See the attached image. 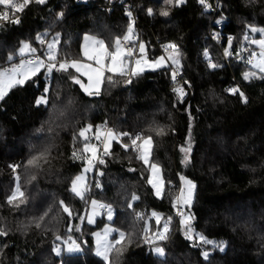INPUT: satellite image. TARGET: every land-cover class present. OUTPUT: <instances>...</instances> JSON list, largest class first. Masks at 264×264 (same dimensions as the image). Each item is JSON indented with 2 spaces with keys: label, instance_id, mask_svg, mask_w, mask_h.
<instances>
[{
  "label": "trees",
  "instance_id": "obj_1",
  "mask_svg": "<svg viewBox=\"0 0 264 264\" xmlns=\"http://www.w3.org/2000/svg\"><path fill=\"white\" fill-rule=\"evenodd\" d=\"M100 2L31 0L15 12L18 23L12 22V15L8 21L0 20V70L18 60L23 43L41 50L38 36L50 42L58 39L55 63L82 59L85 35L114 44L116 37L127 34L131 17L125 6L101 12ZM219 2L222 11L216 14L207 12L200 0L180 4L173 0L171 5L163 0L128 2L131 15L137 17L132 42L138 40V45L133 44L131 62L139 57L143 43L151 60L174 49L176 65L135 76L130 68L128 75H113L112 83L105 79L99 95H89L73 81L76 76L85 83L74 69L48 74L45 67L1 100L0 229L7 235H0V264H264V74L245 79L251 68L247 62L230 59L226 64L222 58L229 40L218 48L209 38L211 22L219 18L226 21L222 31L234 36V48L257 51L253 39L244 37L246 31L251 33L250 26L264 29V0ZM3 9L0 6V12ZM162 10L169 15H160ZM246 53L245 58L251 52ZM9 55L14 59L9 61ZM46 56L47 50V64ZM181 87L182 102L173 91ZM233 88L247 102L239 92L229 91ZM42 96L47 104L37 105ZM89 125V137L106 125L117 138L89 177L86 197L80 198L72 191V181L88 159L87 141L79 133ZM160 129L163 134L158 135ZM136 135L152 137L151 162L161 166L165 179L161 198L147 182L149 168L131 146ZM124 145H129L127 150ZM34 157L40 159L29 165ZM181 177L196 185L194 204L186 209L192 218V239L174 214ZM17 185L24 196L9 204ZM92 199L114 210L111 224L125 233L107 262L93 251V234L107 220L103 216L94 226L87 223ZM153 213L161 216L163 225L168 223L167 238L156 242ZM146 222L150 243L144 239ZM197 234L222 243L224 250L204 244ZM69 236L83 243L85 252L57 256L55 246ZM116 238L117 232L111 239ZM156 247L164 250L163 255L155 252Z\"/></svg>",
  "mask_w": 264,
  "mask_h": 264
},
{
  "label": "snow or ice",
  "instance_id": "obj_2",
  "mask_svg": "<svg viewBox=\"0 0 264 264\" xmlns=\"http://www.w3.org/2000/svg\"><path fill=\"white\" fill-rule=\"evenodd\" d=\"M31 0H23V3H16L15 0H0V6L4 7V11L0 12V20L8 21L9 20V9L15 12H20L23 10V8L29 4ZM36 3L43 4L45 3V0H35ZM163 2L167 5L173 4V0H163ZM184 0H175V3L180 4L183 3ZM200 3L202 5L206 4V0H200ZM148 14L152 15L153 10L151 8L148 9ZM129 17H131V13H128ZM160 15L167 16L169 15V12L167 10H162L160 12ZM14 23H18L19 20L16 19L12 21ZM250 31L255 33L259 32L262 37H264V29H257L255 27L250 26ZM134 36V29L133 26L130 24L127 28V34H125L122 38L116 37L114 44L106 45L105 41L102 39H97L92 36L86 35L84 37L85 44L83 46L82 52H83V59H73L71 61L64 60L58 63H55L57 60L56 55V46L58 43L57 40H53L52 42L48 43L47 48V61L50 63H45V60L40 59L39 57H34L32 60H21L19 64H16L12 66L11 68L0 70V100H3L4 97L7 95L8 91L11 90L13 87L18 85H23L26 81L30 80L32 77L36 76L42 68H47V73L51 74L53 69H56L57 71H64L68 72L69 68H72L75 70L76 73H79L80 76L87 78V84L82 83V81L77 78L76 76H72V79L75 83L80 84L81 88L84 89L85 92H87L89 95H99L100 93V87L101 84L107 79L109 83L113 82V75H120L125 76L128 75V67L129 63L131 62L129 58H132L135 53L132 47H127L125 43L123 42H131L133 40ZM38 40H40L41 43H44V40L42 37H37ZM245 40L248 39V34H245L244 37ZM229 43H231V40L229 39ZM251 43L256 44L260 48V52L258 54L252 53L253 58L256 59V62L253 64V66L261 73H264V38H261L259 40H252ZM168 47L175 48V45H169ZM110 48L112 50H110ZM35 49L31 47L28 43H23L22 46L19 48L18 55L23 56L25 53H35ZM139 54L140 58H137L134 60L135 68L131 69V75L135 76L139 73L144 71V66L147 65L152 68H158L164 66L165 58L159 57L152 63H149V61L146 58L145 53V45L143 43L139 44ZM14 59L13 55L8 56V60L11 61ZM178 64V61H174ZM252 60H249V63H252ZM211 67H215V65H210ZM105 73H111L112 75L105 76ZM250 76H255V73H245L244 78L249 79ZM173 80L176 78L175 72L173 73ZM48 89L45 88V92H47ZM174 92L177 93L178 99L182 102L183 100V88H174ZM229 91L233 92L234 94L239 92L238 88L230 89ZM240 96L244 98V102H247L246 98L244 97V94L242 92H239ZM47 98L42 96L41 98L37 99L36 103L37 105L40 104H47ZM91 130V126L89 125L88 128L82 129L79 133L81 137L85 139V141L88 140V137L85 135L87 131ZM158 135L163 134V129H160L157 132ZM122 136L129 135L128 133H121ZM97 140H100V133L99 129H97V134L95 137ZM106 138L116 139V134L109 129L106 133ZM138 141H142L141 143H138ZM131 146L133 150H137L139 152L138 159L142 160L145 165H149V157L151 154V147H152V137L144 138L141 135H136L134 138L131 139ZM125 149L127 150L129 145H124ZM182 151H189V149H181ZM84 152L85 153H91L92 158H96L97 148L95 145H91L89 143L84 144ZM104 154H108V145L105 144L104 147ZM43 155V154H41ZM73 156L76 158L77 154L74 152ZM40 159V157H34L32 160H29V165H35L36 161ZM100 163H103L104 161L101 159L99 161ZM88 167L84 168V172H88L91 170L92 167V159L87 160ZM13 170H15V167L12 166ZM150 169L152 175L148 178V183L152 185L154 189H156V194L160 195L161 189L163 187V180L162 177L159 176L160 169L158 166L154 163L150 164ZM35 177H33L34 179ZM18 179V177H17ZM85 181L84 175L76 176L75 179L72 181V191L76 193V195L83 198V191H81L78 187L79 184H82ZM182 184L187 185L188 189L187 192H185V188L181 187L180 189V195L176 198V201H174L173 206L176 207L177 204H184L189 205L191 204L192 199V190L194 189L195 185L192 184L190 180H186L184 177H181ZM170 183V182H169ZM97 187L99 185L97 184ZM84 190H87V186L84 185ZM24 196V193L20 190L19 185H17L15 191L8 197V203L11 204L13 201L17 200L18 198H22ZM133 199H137V197L133 196ZM23 200H21V203ZM61 206L63 207L64 212L71 215V210L67 205H64L63 201L60 202ZM92 205L95 208L97 206L96 201H92ZM99 207H108V219H112V211L110 206L105 205H99ZM131 207V205H129ZM178 215L182 216V219L180 221L181 225L186 228V236L188 239H192V232L193 229L190 226L191 216H185L182 212L178 211ZM153 216L156 217V223L159 225L160 217L153 213ZM139 219H143L142 216H139ZM171 218H169L170 220ZM92 222V218L89 217V223ZM40 225L37 224V227ZM113 231L117 232L118 238L114 239L113 241L108 240V236ZM150 231V226L145 223L143 227L144 232V239L145 243H150V239L148 237V233ZM168 231V223L164 224V231L158 232V238L163 240L166 239V232ZM0 235H7V232L3 229H0ZM97 237L96 243V254L98 256H101L106 262L109 260V253L115 249L116 245H120L122 241L125 239V233L122 231H119L117 229H111L106 227L104 230L103 235L100 233L95 234ZM199 241L203 242L204 244H210L217 247L220 251H223V245L222 243H217L215 241L209 240L208 238L204 237L203 235L197 234ZM59 239V237H57ZM77 249L69 248L68 251H74ZM57 254L59 255V249L56 250ZM155 251L163 255V249L157 247ZM204 257L207 259L209 253L205 251L203 253Z\"/></svg>",
  "mask_w": 264,
  "mask_h": 264
},
{
  "label": "rangeland",
  "instance_id": "obj_3",
  "mask_svg": "<svg viewBox=\"0 0 264 264\" xmlns=\"http://www.w3.org/2000/svg\"><path fill=\"white\" fill-rule=\"evenodd\" d=\"M130 13L132 12V11H129ZM133 22V15H131V23ZM133 26V29H134V36L136 35V33H137V30H136V28L134 27V25H132ZM250 28V27H249ZM257 29H260V28H257ZM246 33L248 34V32L246 31ZM86 36V35H85ZM84 36V37H85ZM89 36V35H88ZM248 36H249V38H251V39H253V40H259V39H261V38H264V37H262L261 36V34L259 33V32H255V33H253V32H251L250 34H248ZM257 36H260L259 37V39H255ZM84 37H83V42H82V47H81V54H82V59H83V52H82V49H83V46H84V44H85V40H84ZM132 42V41H131ZM26 43H28V44H30L29 42H26ZM48 43H50V41H48ZM122 43H123V41H122ZM133 44H135V47L138 45V40H135L134 42H132ZM43 44V43H42ZM31 45V44H30ZM48 45V44H47ZM258 50L257 51H255V53L257 54V58H258V54H259V52H260V48H257ZM46 50H47V52H48V48H46ZM133 50H135V48H134V46H133ZM39 50H36L35 52H38ZM145 53H146V50H145ZM178 53V52H177ZM176 52H175V50L174 49H170L169 51H167L166 52V54H163V55H160V56H158L156 59H158L159 57H164L165 58V61H164V66H162V67H158V68H152V67H149V66H147V65H145L144 66V71L143 72H141V73H144V72H146V71H155V70H158V69H160V68H163V67H168V65H176L177 63H175L174 61H177V57H176V54H177ZM30 53H25L23 56H27V55H29ZM56 55H57V57H58V52H57V47H56ZM47 57V56H46ZM138 58H140V54H139V57ZM146 58H147V60L149 61V63H152L153 61H155L156 59H154V60H151V59H149L148 58V56H147V54H146ZM41 59H43V58H41ZM130 59V58H129ZM135 59H137V58H135ZM43 60H45V59H43ZM70 61V60H69ZM130 61H131V59H130ZM255 62H256V59H255ZM46 63V62H45ZM136 66H135V63H132V62H130L129 63V67H128V70L131 68H135ZM40 72H41V70H40ZM39 72V73H40ZM141 73H139V74H141ZM245 73H255V75L256 74H258V73H261L260 71H259V69H257V68H255L254 66H252L251 68H250V70H247ZM264 74V73H263ZM105 75H106V73H105ZM35 77V76H34ZM83 77V76H82ZM251 77H253V76H250L249 78H251ZM33 78V77H32ZM31 78V79H32ZM83 79H85L84 81H85V83L84 84H87V78L86 77H83ZM27 82V81H26ZM26 82L23 84V85H25L26 84ZM19 86V85H18ZM22 86V85H21ZM16 87V86H15ZM15 87H13V88H15ZM102 87H103V83L101 84V87H100V91L102 90ZM12 88V89H13ZM11 89V90H12ZM11 90H9L8 91V93L11 91ZM7 93V94H8ZM0 102H1V100H0ZM116 139H111V140H109V139H105V141H104V147H105V144H107L108 145V152L112 149V146H113V143H114V141H115ZM87 143H89V144H91V145H95L96 146V148H97V144H92V143H90V141H88ZM103 147V148H104ZM152 151H153V146L151 147V154H150V157H149V165H146L148 168H149V177L152 175V173H151V169H150V164H152V163H154V162H151V157H152ZM88 154V159L87 160H89V159H92V167H91V170L90 171H88V172H84V168L85 167H88V165H87V161H86V165L84 166V168L82 169V171L78 174V176L79 175H84L85 176V181L82 183V184H79L78 185V187H79V189L81 190V191H83V198H85L86 197V194H87V190L85 191L84 190V185H86V186H88V181H89V177L91 176V175H93L94 173H95V168H96V166H97V161H98V158H99V155H100V149H98L97 148V153H96V158L95 159H93L92 158V154L91 153H87ZM189 155V152L188 153H186V159H188V156ZM185 159V160H186ZM154 164H156L157 166H158V168L160 169V172H159V176L160 177H162V180H163V187H162V189H161V193H160V195H157L156 194V189H154V192H155V195L158 197V198H161L162 196H163V194H164V190H165V179H164V176H163V170H162V168H161V166L158 164V163H154ZM185 178V177H184ZM186 180H189V179H187V178H185ZM192 182V181H191ZM192 184H194L193 182H192ZM195 185V184H194ZM152 186V185H151ZM181 187H184L185 188V192H187V189H188V186L187 185H184V184H182V181H181ZM195 189H196V185H195V187H194V189L192 190V199H191V204H190V206L189 205H184V204H181L182 206H184L186 209H187V207H192L193 206V204H194V200H195ZM180 188L178 189V193H179V195H180ZM178 193H177V195H178ZM174 194H175V192H174ZM178 195V196H179ZM78 196V195H77ZM78 197H80V196H78ZM81 198V197H80ZM96 201L97 202V206L94 208L93 207V205H92V201ZM99 205H101V203L100 202H98L97 200H95V199H92L91 201H89V203H88V209H87V211H86V221H87V223L88 224H90V225H96L100 220H101V218L104 216L105 217V220H107V222L106 223H104V225L102 226V228L101 229H99V230H97L94 234H93V236H94V248H93V251H94V253H95V255L96 256H98L97 254H96V248H97V243H96V240H97V237H96V233H100L101 235H103V233H104V230H105V228L106 227H108V228H111V229H115L113 226H112V224H111V220L113 219V216H114V210L113 209H111V211H112V219L111 220H109L108 219V212H106L105 213V215H104V213H103V210L105 209V208H108V207H99ZM178 205V204H177ZM158 216L160 217V222H159V225H157V223H156V232H155V237H154V241L156 242V241H158L159 240V238H158V232H163L164 231V225H163V223H162V218H161V216L158 214ZM185 216H190L187 212L185 213ZM89 217H91L92 218V222L91 223H89ZM155 221H156V217H155ZM115 233V231H113L112 233H110L109 234V236H108V240L109 241H112V236H113V234ZM69 248H73V249H77V250H74V251H68V249ZM157 248V247H156ZM155 248V249H156ZM57 249H59V255L57 254ZM83 252H85V245L83 244V243H81V242H79L77 239H75L74 237H67L66 239H63V240H61V243H59L58 245H56L55 246V248H54V253L57 255V256H61L62 254H79V253H83ZM156 252V251H155ZM157 253V252H156ZM109 255H110V253H109ZM99 258H101V259H103L101 256H98ZM104 260V259H103Z\"/></svg>",
  "mask_w": 264,
  "mask_h": 264
},
{
  "label": "built area",
  "instance_id": "obj_4",
  "mask_svg": "<svg viewBox=\"0 0 264 264\" xmlns=\"http://www.w3.org/2000/svg\"><path fill=\"white\" fill-rule=\"evenodd\" d=\"M129 1L130 0H101V2L97 4V9L101 12H106V11L112 12L115 10L117 6H125V9L128 10L127 12H129L132 10L128 5ZM204 5H205L206 11L209 13L216 14L222 11V5L220 4L219 0H206V4ZM10 15H12V18L10 19H19V15H17L16 13H13L11 9H9V16ZM136 22H137V17H133V23H136ZM211 25L213 26V28H210L209 30V38L218 48L222 47L225 44L227 39L231 40V43L229 42L227 43L228 47L222 50V55H223L222 58L224 59L226 64L230 59H235V61L237 62H247L249 65L254 64L255 58H253L252 56L254 49H249L247 46L234 48L233 47V43H235L234 36L233 35L230 36L222 31L226 25L225 20H222L219 18L216 20H212ZM123 43H125L127 47H132L131 42H123ZM247 51H250L251 53L249 54L247 58H245ZM34 57H39V53H35L29 56H24L23 60L25 61L32 60ZM249 60H252L253 62L249 63ZM210 65H215V63L213 61H210ZM7 68H11V67L9 66L4 67V69H7ZM178 76H179V72L177 73V78H179ZM97 129H99L100 140H97L95 138L97 134V131H96L95 134L89 137L88 141H90V143L92 144L94 143L96 144L97 142H99L100 155L98 158V163H100L99 161L101 159L103 161L105 159L106 154H104V148H103L104 141L106 139V133L109 129H111V127L105 125V126H100ZM107 210L108 208H105L103 212H107ZM178 211L182 212L184 215L186 213L185 208L181 205H178L174 211V214L177 218H182L181 215H178Z\"/></svg>",
  "mask_w": 264,
  "mask_h": 264
},
{
  "label": "clouds",
  "instance_id": "obj_5",
  "mask_svg": "<svg viewBox=\"0 0 264 264\" xmlns=\"http://www.w3.org/2000/svg\"><path fill=\"white\" fill-rule=\"evenodd\" d=\"M4 10V9H3ZM16 20V19H15ZM19 20V19H18ZM133 24H135V23H133L132 22V25ZM132 43V42H131ZM47 44H48V40H45L44 41V43L42 44V49L41 50H39L38 52H35V53H39V58L41 59V58H43V59H45L44 58V51L46 50V48H47ZM132 48H133V43H132ZM35 53H33V54H35ZM42 53H43V56H42ZM253 53H255V51H253ZM33 54H30V55H33ZM27 56H29V55H27ZM23 57L24 56H18V60L15 62V63H13V64H11L12 66H14V65H16V64H19L20 63V61L21 60H23ZM64 60H68V59H64ZM64 60H60L59 62H61V61H64ZM69 61V60H68ZM19 62V63H18ZM59 62H57V65H58V63ZM254 63H255V61H254ZM12 66H9V67H12ZM215 66L217 67V65L215 64ZM250 67H252L253 65H249ZM4 68H2L1 70H3ZM105 126V125H104ZM100 127V126H99ZM112 129V128H111ZM96 131H97V129H96ZM113 131V130H112ZM92 136V135H91ZM90 136V137H91ZM88 139H89V136H88ZM87 142H88V140H87ZM97 144V148L99 149V142H97L96 143ZM106 156V155H105ZM97 163H98V161H97ZM108 211V210H107Z\"/></svg>",
  "mask_w": 264,
  "mask_h": 264
},
{
  "label": "water",
  "instance_id": "obj_6",
  "mask_svg": "<svg viewBox=\"0 0 264 264\" xmlns=\"http://www.w3.org/2000/svg\"><path fill=\"white\" fill-rule=\"evenodd\" d=\"M88 0H85V2H87ZM85 135L88 137V134H87V132L85 133Z\"/></svg>",
  "mask_w": 264,
  "mask_h": 264
},
{
  "label": "crops",
  "instance_id": "obj_7",
  "mask_svg": "<svg viewBox=\"0 0 264 264\" xmlns=\"http://www.w3.org/2000/svg\"><path fill=\"white\" fill-rule=\"evenodd\" d=\"M30 54H33V53H30ZM30 54H29V55H30ZM19 56H20V55H19Z\"/></svg>",
  "mask_w": 264,
  "mask_h": 264
}]
</instances>
